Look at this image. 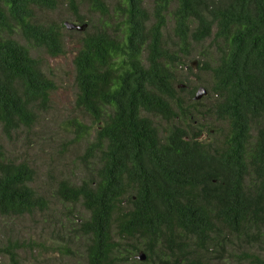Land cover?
<instances>
[{"label":"trees","instance_id":"16d2710c","mask_svg":"<svg viewBox=\"0 0 264 264\" xmlns=\"http://www.w3.org/2000/svg\"><path fill=\"white\" fill-rule=\"evenodd\" d=\"M68 2L80 24V5L111 20L79 33L75 105L96 133L83 154L85 177L58 187L62 199L81 202L89 213L80 222L89 237L87 264H122L116 236L134 241L145 261L159 257L157 248L175 262L202 264L188 257L192 243L207 248L222 233L257 243L247 262L264 264V0H154L151 11L145 0ZM58 3L0 0V125L6 136L32 125L49 104L55 83L16 36L51 56L62 54L64 24L37 19L38 11ZM171 4L172 37L165 31ZM206 39L214 63L200 61L211 77L202 97L210 105L201 111L193 90L185 96L188 90L176 82H184L177 76L183 58ZM142 111L163 119L165 131ZM198 115L224 122L223 138H201L206 124ZM90 128L74 123L77 138ZM33 177L28 163L5 157L0 142V214L45 207L29 184ZM15 249L0 247L9 264H21Z\"/></svg>","mask_w":264,"mask_h":264},{"label":"rangeland","instance_id":"374dc122","mask_svg":"<svg viewBox=\"0 0 264 264\" xmlns=\"http://www.w3.org/2000/svg\"><path fill=\"white\" fill-rule=\"evenodd\" d=\"M153 3L154 0H145V6L150 11ZM173 8L174 4H171L166 14L165 31L170 37L173 23L169 12ZM78 13L83 17L82 23L86 24V27L84 30L75 29L76 32H72L73 28L64 25V52L57 56H51L44 48L36 47L19 35L16 36L18 41L29 48L42 70L55 83L47 108L37 111L32 125L22 126L9 136L2 132L0 125V142L5 157L14 162H26L34 169V177L29 184L46 201L43 209L34 210L29 214H0V247L15 246L21 264H87L86 247L89 237L81 232L80 222L87 218L89 213L81 202L62 199L58 194V187L63 180L79 183L85 177L84 169L89 164L83 154L96 133V126L91 118L75 105L77 86L74 80L73 59L79 48V33L99 29L111 23V20L107 16L94 13L87 5H80ZM37 19L62 25L78 23L68 0H59L54 10L38 11ZM211 51L213 52L211 40L206 39L195 43L190 54L183 58L184 63L177 70V76L184 79V82H176V85L188 90L184 93L185 96L189 90L194 92L199 86L208 90L211 83L210 73L202 70L199 65L201 60L214 63L213 59L207 57ZM191 61H195V66L190 64ZM188 66H191L192 72H189ZM202 97L199 99L202 104L197 105L201 111L210 105L207 98ZM141 114L153 120L159 133L167 128L166 122L159 116L144 111ZM201 118L202 116L198 115V121L206 124L201 138L208 141L223 138L227 132L224 122ZM78 121L91 127L90 134L76 137L74 123ZM222 234L211 240L207 248H198L192 243L193 250L188 257H197L202 264H248L247 254L257 253L259 250L257 243ZM115 240L121 243L117 254L122 258V264H190L182 259L175 262L169 251L157 248L155 250L159 251L158 258L153 256L149 261L141 260L138 255L145 252L142 248L135 251L132 246L134 241L119 239L117 236ZM0 264H9L7 254H0Z\"/></svg>","mask_w":264,"mask_h":264},{"label":"water","instance_id":"95a60500","mask_svg":"<svg viewBox=\"0 0 264 264\" xmlns=\"http://www.w3.org/2000/svg\"><path fill=\"white\" fill-rule=\"evenodd\" d=\"M64 25H66V27H68V28H71V29L73 28V29H78V30H84L85 27H86V24H84V23H82V24H78V23H65ZM190 64L192 66H195V61H191ZM206 92H207V90L204 87L199 86L197 88V90L194 92L193 99L194 100H199L202 97V95L206 94ZM138 256H139V258L141 260L145 259V254L142 253V252H140Z\"/></svg>","mask_w":264,"mask_h":264},{"label":"clouds","instance_id":"9594fccd","mask_svg":"<svg viewBox=\"0 0 264 264\" xmlns=\"http://www.w3.org/2000/svg\"><path fill=\"white\" fill-rule=\"evenodd\" d=\"M78 24H80L79 22H78ZM195 92V91H194Z\"/></svg>","mask_w":264,"mask_h":264}]
</instances>
